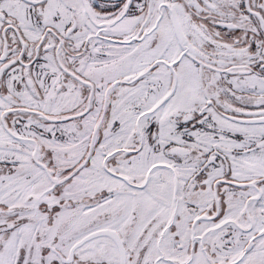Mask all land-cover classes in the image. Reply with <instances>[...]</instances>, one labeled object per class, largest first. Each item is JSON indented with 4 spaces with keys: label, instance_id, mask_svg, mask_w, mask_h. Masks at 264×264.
<instances>
[{
    "label": "snow or ice",
    "instance_id": "snow-or-ice-1",
    "mask_svg": "<svg viewBox=\"0 0 264 264\" xmlns=\"http://www.w3.org/2000/svg\"><path fill=\"white\" fill-rule=\"evenodd\" d=\"M0 264H264V0H0Z\"/></svg>",
    "mask_w": 264,
    "mask_h": 264
}]
</instances>
